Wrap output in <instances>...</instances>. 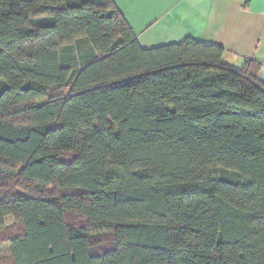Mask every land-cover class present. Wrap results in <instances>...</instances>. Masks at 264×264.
<instances>
[{
  "label": "trees",
  "instance_id": "16d2710c",
  "mask_svg": "<svg viewBox=\"0 0 264 264\" xmlns=\"http://www.w3.org/2000/svg\"><path fill=\"white\" fill-rule=\"evenodd\" d=\"M114 0H0V264H264V84Z\"/></svg>",
  "mask_w": 264,
  "mask_h": 264
},
{
  "label": "crops",
  "instance_id": "0c3cea01",
  "mask_svg": "<svg viewBox=\"0 0 264 264\" xmlns=\"http://www.w3.org/2000/svg\"><path fill=\"white\" fill-rule=\"evenodd\" d=\"M143 49L193 38L225 49L235 68L260 65L264 84V0H114Z\"/></svg>",
  "mask_w": 264,
  "mask_h": 264
}]
</instances>
